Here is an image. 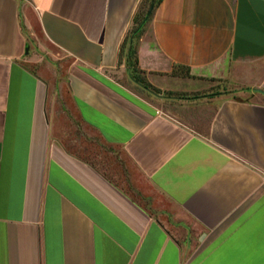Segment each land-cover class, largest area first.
Wrapping results in <instances>:
<instances>
[{
  "label": "crops",
  "instance_id": "1",
  "mask_svg": "<svg viewBox=\"0 0 264 264\" xmlns=\"http://www.w3.org/2000/svg\"><path fill=\"white\" fill-rule=\"evenodd\" d=\"M142 2L0 0V264H264V0Z\"/></svg>",
  "mask_w": 264,
  "mask_h": 264
},
{
  "label": "trees",
  "instance_id": "2",
  "mask_svg": "<svg viewBox=\"0 0 264 264\" xmlns=\"http://www.w3.org/2000/svg\"><path fill=\"white\" fill-rule=\"evenodd\" d=\"M151 1L152 0H143L139 11L134 18V25L125 40V46L128 45V62H129V66L131 67L132 66L134 67V65H136L135 55H134L135 54L134 53L135 52V42L139 39L140 35L145 30L147 23L152 18V15H151L149 19L147 20V22L144 25H142L146 17L147 11L151 5ZM162 1L163 0H155V7H157ZM134 78L143 82L136 75H134Z\"/></svg>",
  "mask_w": 264,
  "mask_h": 264
},
{
  "label": "rangeland",
  "instance_id": "3",
  "mask_svg": "<svg viewBox=\"0 0 264 264\" xmlns=\"http://www.w3.org/2000/svg\"><path fill=\"white\" fill-rule=\"evenodd\" d=\"M34 29L36 31V34L38 36V38L42 41L43 40V35H42V32L39 28V25L38 23L35 21V26H34ZM55 50V49H54ZM165 109H173L172 107H170L169 105L165 104L164 105Z\"/></svg>",
  "mask_w": 264,
  "mask_h": 264
},
{
  "label": "water",
  "instance_id": "4",
  "mask_svg": "<svg viewBox=\"0 0 264 264\" xmlns=\"http://www.w3.org/2000/svg\"><path fill=\"white\" fill-rule=\"evenodd\" d=\"M154 9H155V0H152L151 1V5H150V7H149V9L147 11L146 17H145L142 25H144L147 22V20L149 19V17L152 15Z\"/></svg>",
  "mask_w": 264,
  "mask_h": 264
}]
</instances>
